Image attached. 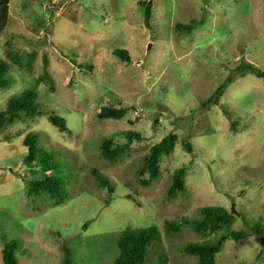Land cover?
Returning <instances> with one entry per match:
<instances>
[{"label": "rangeland", "instance_id": "1", "mask_svg": "<svg viewBox=\"0 0 264 264\" xmlns=\"http://www.w3.org/2000/svg\"><path fill=\"white\" fill-rule=\"evenodd\" d=\"M138 1L144 0H9L0 59L9 61L8 44L23 51V63L24 52L35 57L30 70L10 64L0 111L12 96L32 90L42 114L0 133V264L11 241L18 243V264H62L64 246L72 264H113L123 231L152 227L159 236L142 264H197L183 248L224 230L248 235L226 239L215 264H264V80L235 71L249 63L264 72V0H151L150 30ZM190 19L196 20L190 33L174 29ZM139 34L150 38V47L141 62L127 65L130 92L121 96L122 79L115 90L100 81L105 67L96 66L95 56L134 46ZM45 56L52 90L36 83ZM228 77L233 82L218 104L202 108ZM119 105L128 108L122 120L97 119L101 107ZM49 114L62 118L69 131L49 123ZM130 131L142 140H134L116 164L103 160L101 142L124 145ZM28 133L35 134L38 152L52 156L53 174L67 196L62 204L29 195V182L41 173L24 160ZM169 134L178 137L174 150L161 159L159 177L142 185V157ZM182 142L191 144V153ZM180 167L187 168L185 192L168 198L170 176ZM92 170L108 179L112 194ZM207 206L226 208L231 223L205 234L164 230L165 220L201 219ZM238 215L258 223L263 237L251 235Z\"/></svg>", "mask_w": 264, "mask_h": 264}, {"label": "trees", "instance_id": "2", "mask_svg": "<svg viewBox=\"0 0 264 264\" xmlns=\"http://www.w3.org/2000/svg\"><path fill=\"white\" fill-rule=\"evenodd\" d=\"M32 1V0H27ZM8 3L9 0H0V33L3 32L7 26L8 21ZM137 5L143 7V23L147 30H150L149 20L152 15L151 0L138 1ZM196 24L195 19H190L188 24L175 23L174 29L180 33H190ZM23 51H17L13 47L4 49L7 60L0 59V90L9 86L8 71L10 64L17 66L20 69L30 70L34 61V53L25 54L27 62L23 63L21 53ZM112 55L118 59L120 63L130 65L132 63L129 53L124 49H113ZM43 68L42 74L36 80V83L47 82L51 84L50 90H52V80L48 74V60L45 57L42 58ZM92 69V68H91ZM238 77H242L246 74H252L259 79L264 80V72L252 64H240L235 68ZM233 82L231 77H228L224 82L218 86L213 94L205 100L201 106L205 108L209 105H217L219 98L223 95L228 85ZM35 93L32 90H24L16 96H12L6 102L5 109L0 111V133L7 127L11 126L18 120L33 119L40 116L42 113L39 110L37 104H35ZM128 112V108L121 107L120 105L115 108L112 106H103L100 108L96 117L98 120H122ZM47 120L60 132H68V128L65 121L53 114L46 115ZM131 123V121H129ZM127 139L126 144H115L112 139H105L99 146V154L101 158L109 163H117L124 153L130 149L131 143L136 140L141 141V136L136 132H127L125 134ZM178 142V137L173 134H169L161 139L160 142L151 146L148 153L142 157V164L137 171V175L140 178L142 185H148L151 180H154L160 175L159 164L164 156L169 155ZM22 145L27 149V153L24 157L25 162L28 164H36L39 172L41 173V179H35L29 182V195L40 196L41 194L47 195L53 199L55 204H62L66 199V194L59 190V179L54 176V163L52 156L45 151L38 152L37 139L35 134L28 133ZM184 150L188 153L192 152V146L189 142H182ZM187 174L186 167H180L175 169L170 176V186L168 190V198L174 197L178 193L185 192L184 180ZM145 175L148 176V180H142ZM91 176L95 179L97 184L105 189L109 194L113 193V187L108 179L100 173L98 170H92ZM201 219L190 220L188 218H181L178 221L165 220L163 222V228L165 231L171 233H177L182 229H189L193 233L205 234L209 232H217L228 226L232 221V214L229 213L226 208L220 206H207L200 210ZM250 234L256 239L263 237V232L258 223L250 225V223L241 215H238ZM86 225L83 226V228ZM248 235L246 231H226L219 234L214 240L201 242V243H188L183 248V253L191 256H195L197 264H215L216 256L222 249L223 242L226 239L239 240L245 238ZM159 236L158 230L154 227L147 229L129 230L126 229L119 236L116 247L117 257L113 264H142L147 247L151 241L157 239ZM18 243L11 241L3 246L1 250L2 264H18L15 249ZM64 256L62 264H72L70 255L66 247H63Z\"/></svg>", "mask_w": 264, "mask_h": 264}, {"label": "crops", "instance_id": "3", "mask_svg": "<svg viewBox=\"0 0 264 264\" xmlns=\"http://www.w3.org/2000/svg\"><path fill=\"white\" fill-rule=\"evenodd\" d=\"M126 27H129V25L124 22V28ZM140 36L141 34H139V38L136 40V45L132 47H130V45L129 46L126 45L124 47L126 48V50H128L130 54L132 65L141 62L144 57V53H143L144 48L146 46L148 48L150 47L148 43L150 38L148 39L147 36H144V38L143 37L140 38ZM95 38H97V36H95ZM108 53H109L108 51H104L103 53L98 52V54H96L95 56L96 66L105 67V70L102 72V74L98 75V77L100 78V81H103L104 83H107V84L109 83V87H111L112 89L117 88V85H114V83L119 82L122 79L123 93H121V96H126L130 92L129 90L130 84H129L128 77L126 75V72L128 71L127 65L123 63H119L113 58L111 54H108ZM101 54L105 55V57L102 58ZM106 67L107 68L113 67L112 73L106 71Z\"/></svg>", "mask_w": 264, "mask_h": 264}]
</instances>
